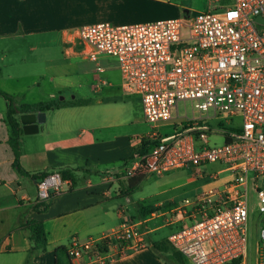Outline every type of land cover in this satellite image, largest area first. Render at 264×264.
Returning a JSON list of instances; mask_svg holds the SVG:
<instances>
[{"label":"built area","instance_id":"2783aa9c","mask_svg":"<svg viewBox=\"0 0 264 264\" xmlns=\"http://www.w3.org/2000/svg\"><path fill=\"white\" fill-rule=\"evenodd\" d=\"M71 35L90 62L99 56L116 60L121 90L140 100L146 123L171 120L173 109L179 117L180 102H190L199 113L184 117L185 125L170 138L148 135L149 150L136 158L126 178L178 169L201 172L211 164L223 168L208 177L230 173L220 187L157 206L150 214L182 226L167 237L169 245L189 264H246L253 193L261 215L255 264H264V0H232L185 20L99 22ZM236 117L239 128H223ZM213 121L217 128L210 126ZM209 135L222 137L223 144L209 146ZM66 183L51 173L37 189L47 196ZM144 246L138 225L123 221L109 234L72 240L64 249L70 264H109Z\"/></svg>","mask_w":264,"mask_h":264},{"label":"crops","instance_id":"0c3cea01","mask_svg":"<svg viewBox=\"0 0 264 264\" xmlns=\"http://www.w3.org/2000/svg\"><path fill=\"white\" fill-rule=\"evenodd\" d=\"M155 3L165 4L164 0H0V91L11 96L16 105L58 100L61 89L74 93L70 100H59L63 101L59 109L41 113L43 122L37 124L34 133H23L22 114L17 115L19 142L24 145V152L20 147L21 167L31 175L73 171V184L67 180L59 193L47 196L37 189L38 181L20 176L12 166L14 155L7 144L9 132L4 122L8 102L0 96V264H55L57 248L66 247L72 240L98 239L123 221L138 225L144 233L145 246L109 264H166L150 248L157 242L151 236L157 228L150 227L157 218L139 212L146 205L137 208L135 221V216L116 203L120 201H111L129 195L126 174L134 163L128 160L133 149L130 138L112 135L106 130L113 125L104 124L112 111L110 106L116 104L115 97L122 103L128 97L121 90L120 74L117 79L101 81V88L87 81L79 84L74 75L64 83L56 76L64 62L73 65L81 53L82 45L70 32V17L81 7L92 10L99 19L97 23L123 26L152 22L142 17ZM80 88L104 95L97 100L84 98ZM81 110L83 116L102 115L101 125L81 121ZM120 161L124 168L114 177L97 170ZM204 170L190 169L191 177L175 187L192 183L196 173L208 177ZM182 174V169L172 170L160 178L176 182ZM64 186L66 192L62 190ZM108 186H116V191L111 194ZM40 203H47V209L34 212L32 207ZM171 203L175 202L160 201L147 207L153 210ZM26 219L42 222L46 237V250L30 258V243L20 229Z\"/></svg>","mask_w":264,"mask_h":264},{"label":"rangeland","instance_id":"374dc122","mask_svg":"<svg viewBox=\"0 0 264 264\" xmlns=\"http://www.w3.org/2000/svg\"><path fill=\"white\" fill-rule=\"evenodd\" d=\"M232 0H219V2L209 0H164L165 4H152L153 8L143 14L142 20L146 22L161 21L168 19H179L183 18L185 20L188 17L196 16L199 12H204L208 9H213L220 5H230ZM104 20V19H101ZM99 19L97 15L89 10L87 7H81L78 13L71 15V33L81 26L92 25L97 23ZM84 47L81 46L79 57L74 60V64L68 66L66 62L61 66L60 70L56 73V76L63 80V83L71 75H74V79H79V84H84L85 81L88 85H97L98 88L102 87L101 81H109L110 77L117 79L119 77V70L117 68V62L115 59L108 56H99V60L96 63H92L85 59V54L83 52ZM102 68V71L99 69ZM95 78V81L92 79ZM97 78V79H96ZM117 81V80H116ZM49 89V86H48ZM89 88H80V96L84 98L100 99L102 97L101 93H92L88 91ZM74 93H69L67 90L61 89V96H57L58 100L60 98H65L70 100ZM78 96V95H77ZM89 96V97H88ZM116 104L112 105V111L107 116V121L104 124H112L113 127L110 131L112 135L129 137L132 147H136L140 144V140H146L148 135L153 133L158 134L163 138H170L176 132L181 130V123L185 121L184 117L191 119L192 117H199V113L193 109L190 102H180L178 104L179 117H176L175 109L172 110V119L165 122H157L155 124L146 123L143 119L142 105L140 100L133 96H128L126 101L122 103L121 99L115 97ZM19 100V99H17ZM121 101V102H120ZM210 114H212L210 112ZM201 116H204L202 114ZM103 118L102 115L97 114L96 116H90V114L83 116L81 110V121L84 123H90L93 126H100L99 121ZM216 121L209 122L212 128H217L214 124ZM241 121L239 118H233L232 123L227 124L223 122L224 129H237L240 127ZM83 123L81 122V127ZM102 131V130H100ZM223 144V139L220 136L209 135V146H220ZM21 151L24 152V145L21 144ZM136 159L133 160V162ZM123 162L114 163L112 165H102L97 170L100 172H105L106 175L114 177L118 170H122ZM223 167L218 164L209 165L204 171L213 176L214 173L220 172ZM184 174L180 175L182 178L179 181L174 182L173 179L169 181L167 179L160 178L161 176L156 174L144 175V179L139 184V188L136 192L129 194L127 198H117L111 201H120L123 208L128 212V215L135 216L134 220L137 221V208L143 205H153L156 202L173 200L175 203L181 202L185 198H191L202 191L204 188L219 186L222 182L230 176L229 172H222L217 175L214 179L210 177H203L202 173H196L192 183L187 185H182L180 187H175L176 185L183 184L187 178L191 177V172L189 170H182ZM146 176V177H145ZM177 176L176 178H179ZM163 177V176H162ZM203 177V178H202ZM95 183V176H92ZM115 185V184H114ZM107 190L113 194L116 191V186L106 187ZM63 192L67 191L66 186L62 188ZM250 209L248 217V246H247V260L246 264H255V241H256V231L258 230L261 215L258 212V201L253 193H250ZM115 203V202H114ZM116 205V204H115ZM173 205V203H171ZM124 209V210H125ZM157 210L153 207V212ZM166 217L157 218L152 221L150 227L157 228L152 233V238L156 241L162 242L163 247L167 250L170 249L166 243L167 237L179 230L182 226L180 224H174L169 226L166 222ZM171 250V249H170ZM186 264L189 262L186 261Z\"/></svg>","mask_w":264,"mask_h":264},{"label":"trees","instance_id":"16d2710c","mask_svg":"<svg viewBox=\"0 0 264 264\" xmlns=\"http://www.w3.org/2000/svg\"><path fill=\"white\" fill-rule=\"evenodd\" d=\"M0 96L8 102V109L5 114L4 122L9 132L7 144L12 150L14 155V161L12 164L13 168L22 177H29L35 181L43 180L48 175L47 173L43 172L37 175L34 174L31 175L27 173L19 163V157H20L19 139L21 135V129H20L19 121L17 119V115L27 114V113L41 114L50 110H56L62 106L63 101L48 100L34 104L16 105L12 97L9 96L8 94L0 91ZM151 144L152 142L148 140L144 141L143 139H141L140 144L136 147H133L131 156L129 157L128 160H134L144 155L149 150ZM72 172L73 171L65 170V171H59V174L61 175L64 181L68 180L71 182V184H73L74 181H73ZM143 179L144 177L142 176L128 178L126 180L127 192L129 194L136 192L138 190L139 184ZM47 206H48L47 203L36 204L32 207V210L34 212H42L47 209ZM139 212L140 213L146 212V215H150L151 213H153V211L150 210L147 206L140 209ZM20 229L30 243L28 258H30L32 255H34L37 252H44L46 250V237L42 222L26 219L21 222ZM165 240L171 250L170 249L167 250L165 247H163L162 242L158 243L157 241L150 245V248L153 251V253H155V255L159 259L163 260L166 264H186V261L180 255V253H178L169 245L167 239ZM55 264H70L69 257L63 247H59L55 250ZM232 264H239V261H234Z\"/></svg>","mask_w":264,"mask_h":264},{"label":"water","instance_id":"95a60500","mask_svg":"<svg viewBox=\"0 0 264 264\" xmlns=\"http://www.w3.org/2000/svg\"><path fill=\"white\" fill-rule=\"evenodd\" d=\"M62 100V98H60ZM43 122L42 114L27 113L20 115L22 131L25 134H31L37 131V124Z\"/></svg>","mask_w":264,"mask_h":264}]
</instances>
